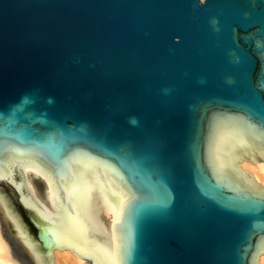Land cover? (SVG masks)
<instances>
[{
	"label": "water",
	"instance_id": "obj_1",
	"mask_svg": "<svg viewBox=\"0 0 264 264\" xmlns=\"http://www.w3.org/2000/svg\"><path fill=\"white\" fill-rule=\"evenodd\" d=\"M244 157L264 161V0H0V200L41 264L69 244L81 264H260Z\"/></svg>",
	"mask_w": 264,
	"mask_h": 264
},
{
	"label": "bare ground",
	"instance_id": "obj_2",
	"mask_svg": "<svg viewBox=\"0 0 264 264\" xmlns=\"http://www.w3.org/2000/svg\"><path fill=\"white\" fill-rule=\"evenodd\" d=\"M240 168L252 177L256 183L264 187V161L250 160L246 157L239 159ZM20 174L24 176L25 185L29 190L28 200L38 198L49 202L47 191L41 170L33 166L20 167ZM91 208L102 226L117 233L113 227V216L109 207H103L101 196H95V190H91ZM12 228L13 233L28 252L30 258L13 248L11 241L6 234L2 219ZM9 228V227H8ZM53 264H81L87 260L79 253H75L73 245L53 246L49 248ZM89 254V253H87ZM260 264H264V253L260 255ZM89 263V262H88ZM0 264H41L40 256L31 248L24 230L15 227L8 216L3 202L0 200ZM97 264V262L92 263Z\"/></svg>",
	"mask_w": 264,
	"mask_h": 264
},
{
	"label": "snow or ice",
	"instance_id": "obj_3",
	"mask_svg": "<svg viewBox=\"0 0 264 264\" xmlns=\"http://www.w3.org/2000/svg\"><path fill=\"white\" fill-rule=\"evenodd\" d=\"M64 162L60 160H53L49 162V167L52 169L53 172H55L60 180L61 188L64 192H67V189L64 187V177L66 175V170L64 168ZM65 199H68L67 196H65ZM262 205L258 201H250L245 206L241 208L243 211H249L257 207H261ZM71 219L74 221L75 226L79 227V221L76 217H71Z\"/></svg>",
	"mask_w": 264,
	"mask_h": 264
},
{
	"label": "rangeland",
	"instance_id": "obj_4",
	"mask_svg": "<svg viewBox=\"0 0 264 264\" xmlns=\"http://www.w3.org/2000/svg\"><path fill=\"white\" fill-rule=\"evenodd\" d=\"M7 187H9L10 189H12L14 191V189L12 187H10L9 185L6 184ZM2 219V218H1ZM2 226L6 232V234L8 235L10 241H11V244L13 245V248L16 250L17 247H16V244L12 241V238H11V235L12 236H15V234L13 233V230L12 228L5 222V220L2 219ZM9 227V228H8ZM11 234V235H10Z\"/></svg>",
	"mask_w": 264,
	"mask_h": 264
}]
</instances>
